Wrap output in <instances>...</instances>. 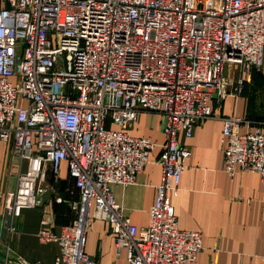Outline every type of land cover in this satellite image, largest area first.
Returning a JSON list of instances; mask_svg holds the SVG:
<instances>
[{"label":"built area","instance_id":"built-area-1","mask_svg":"<svg viewBox=\"0 0 264 264\" xmlns=\"http://www.w3.org/2000/svg\"><path fill=\"white\" fill-rule=\"evenodd\" d=\"M227 66L240 74L238 93L263 68L264 0H0V143L12 145L20 166L5 200L9 231L43 205L66 163L77 217L58 234L44 222L38 235L58 244L53 264H98L85 251L93 219L112 226L128 264H198L202 235L179 227L171 201L191 156L180 136L191 139L214 118L211 102L229 94ZM142 113L162 116L166 141L141 229L113 187L136 185L151 162L156 144L124 129ZM222 122L223 171L264 181L263 124Z\"/></svg>","mask_w":264,"mask_h":264},{"label":"crops","instance_id":"crops-1","mask_svg":"<svg viewBox=\"0 0 264 264\" xmlns=\"http://www.w3.org/2000/svg\"><path fill=\"white\" fill-rule=\"evenodd\" d=\"M239 75L230 71L229 94L221 102H211L214 118L199 124L191 139L180 136V142L189 146L191 156L179 194L171 201L179 227L202 235L203 251L198 264H264V181L256 173L239 170L231 177L222 169L223 118L248 120L252 130L263 124L264 130V66L252 73L240 93L236 92ZM163 123L160 115L142 113L132 126L124 128L130 135L150 138L156 144L150 164L138 175V183L113 187L124 213L141 229L149 225L161 181L158 160L166 141ZM246 129L244 126L243 132ZM19 167L12 145L0 143V264H53L59 255L58 244L42 242L38 235L45 228L44 222L48 223L46 228L58 234L76 219L77 213L70 212L66 194L74 188V181L63 163L59 185L51 179V192L43 205L24 210L14 221L17 232L11 233V216L6 212L5 200L7 193L16 189ZM59 197L65 201L58 203ZM85 251L98 264H128L126 250L118 252L112 226L103 220L93 219L90 223Z\"/></svg>","mask_w":264,"mask_h":264},{"label":"rangeland","instance_id":"rangeland-1","mask_svg":"<svg viewBox=\"0 0 264 264\" xmlns=\"http://www.w3.org/2000/svg\"><path fill=\"white\" fill-rule=\"evenodd\" d=\"M230 71H231V69L227 66L226 67V75H229L230 74ZM108 127H112V125L110 124V123H108ZM53 191V190H52ZM51 192V191H50ZM71 206V205H70ZM70 212H75V211H73L72 209H71V207H70Z\"/></svg>","mask_w":264,"mask_h":264},{"label":"trees","instance_id":"trees-1","mask_svg":"<svg viewBox=\"0 0 264 264\" xmlns=\"http://www.w3.org/2000/svg\"><path fill=\"white\" fill-rule=\"evenodd\" d=\"M67 194V193H66ZM69 197V196H68Z\"/></svg>","mask_w":264,"mask_h":264}]
</instances>
